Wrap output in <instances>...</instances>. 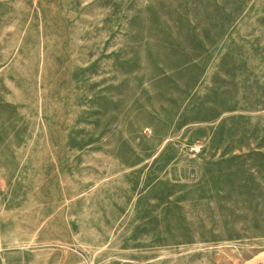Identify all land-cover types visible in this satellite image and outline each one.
Listing matches in <instances>:
<instances>
[{"label":"rangeland","instance_id":"obj_1","mask_svg":"<svg viewBox=\"0 0 264 264\" xmlns=\"http://www.w3.org/2000/svg\"><path fill=\"white\" fill-rule=\"evenodd\" d=\"M0 264H264V0H0Z\"/></svg>","mask_w":264,"mask_h":264}]
</instances>
